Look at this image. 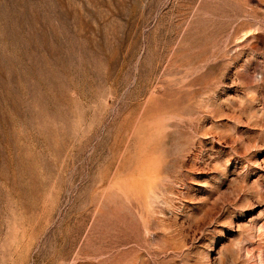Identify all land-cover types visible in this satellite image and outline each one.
I'll use <instances>...</instances> for the list:
<instances>
[{
	"label": "rangeland",
	"instance_id": "1",
	"mask_svg": "<svg viewBox=\"0 0 264 264\" xmlns=\"http://www.w3.org/2000/svg\"><path fill=\"white\" fill-rule=\"evenodd\" d=\"M0 264H264V0H0Z\"/></svg>",
	"mask_w": 264,
	"mask_h": 264
}]
</instances>
